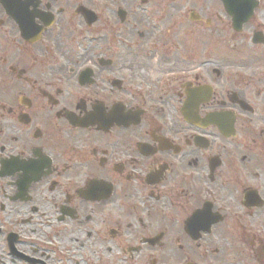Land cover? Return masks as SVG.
Listing matches in <instances>:
<instances>
[{"label": "flooded vegetation", "instance_id": "af4514ba", "mask_svg": "<svg viewBox=\"0 0 264 264\" xmlns=\"http://www.w3.org/2000/svg\"><path fill=\"white\" fill-rule=\"evenodd\" d=\"M0 264H264V0H0Z\"/></svg>", "mask_w": 264, "mask_h": 264}]
</instances>
